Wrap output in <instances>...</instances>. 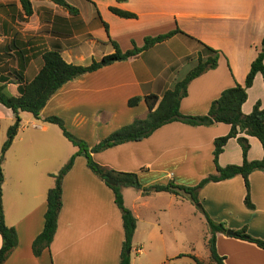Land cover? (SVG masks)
<instances>
[{"label":"crops","instance_id":"1","mask_svg":"<svg viewBox=\"0 0 264 264\" xmlns=\"http://www.w3.org/2000/svg\"><path fill=\"white\" fill-rule=\"evenodd\" d=\"M31 1L34 13L25 30L30 29L37 37L38 44L33 49L37 47L38 51L36 56L32 54L23 73L25 81H32L39 73L45 51L58 50L67 63L87 66L115 52L110 40L122 52H128L143 48L147 38L181 31L127 61L66 84L50 99L39 119L20 113L18 134L3 163V185L8 184L9 174L16 180L13 199L18 203L9 213L7 189H3L5 222L18 236V245L4 264H119L125 240L122 216L113 191L88 168L85 155L76 158L63 181V207L50 248L40 257L33 255L32 244L43 231L47 211L43 191L54 187L52 176L59 172L60 164L78 152V148L74 146L72 151L63 141L66 138L58 126L45 120L62 119L69 132L92 147L135 119L146 118V102L130 107L129 100L149 95L161 100L167 90L199 64V57L207 60L210 54L206 47L219 52L218 66L191 82L188 96L181 102V113L207 115L225 90L245 84L264 38V0H75L82 6L75 7L79 11L76 16L49 0ZM0 5V39L13 45L7 26L13 16L4 8L14 5L21 11V6L19 0H0ZM112 7L135 14L136 18H120L110 11ZM16 70L19 73L20 68ZM0 85H6L13 96L19 95L17 77L0 76ZM247 93L242 106L244 115L251 114L257 103L264 107L262 74L256 76ZM15 120L12 110L0 105L2 146ZM230 131L231 126L222 123L192 127L175 122L147 139L119 145L94 154L93 158L108 169L137 173L143 186L169 182L195 186L216 174L214 141ZM247 139L248 160H262L260 141L255 137ZM41 149H45L43 154ZM32 153L40 156L31 164ZM243 160L242 148L233 138L220 155L219 165H242ZM46 177L53 178L54 183L50 184ZM25 178L33 179L34 189L22 182ZM249 181L254 210L244 205L246 189L241 176L208 183L199 198L216 222H225L233 230L247 227L251 236L264 241V171H254ZM154 194L157 196H145L138 190L134 194L123 191L125 205L137 219L131 255L144 253L147 240L143 235L157 236L166 219L170 228L182 227L184 222L181 213L183 204L190 202L188 199L169 193ZM2 243L0 235V248ZM217 250L225 257L224 264H264V249L224 234L217 235ZM131 264H135L132 256Z\"/></svg>","mask_w":264,"mask_h":264},{"label":"trees","instance_id":"2","mask_svg":"<svg viewBox=\"0 0 264 264\" xmlns=\"http://www.w3.org/2000/svg\"><path fill=\"white\" fill-rule=\"evenodd\" d=\"M49 1L64 8L74 16L79 15V11L68 4L65 0ZM115 1L118 3H124L127 0ZM19 4L24 17L30 18L34 13L32 1L19 0ZM0 7L3 8V5H0ZM110 11L120 18H136L135 14L118 8L112 7L110 8ZM106 31L108 32L107 25ZM178 33H181V31L176 30L156 38H147L143 48L139 49L135 47L128 52H122L117 43L110 40L115 52L105 56L100 61H93L87 66L67 63L63 59L61 52L58 50L45 51L41 54L43 66L32 81H25L23 74L27 68L29 59H25L20 63V70L17 74L19 85L18 96L10 94L6 85H0V105L12 110L16 115L14 124L7 131V140L5 141L0 154V235L3 242L2 247L0 248V264L5 263L18 245L16 230L12 227H8L5 222L3 206V184L5 181V175L3 163L5 160V154L12 146L18 134L21 125L20 113H29L33 115L35 119H39L41 111L45 108L50 99L66 84L80 78L81 76L96 72L104 67H108L118 62L127 61L128 59L151 49L156 44L172 38ZM206 51L210 54L207 60L204 61L202 57H199V64L181 81L176 82L172 89L167 90L161 100H159V97L156 95L135 97L129 100L128 104L130 107H136L142 101L146 102L149 108V113L146 118L135 119L130 125L113 132L107 138L92 147L69 132L62 119L58 117H50L45 120L47 123L58 126L61 129L63 136L78 148V152L71 157L69 162L57 174L52 176L55 179V185L49 189L47 194V211L45 213L44 228L42 233L32 244V251L35 257H40L45 250L50 248L53 242L57 232L59 215L63 207V181L73 168L75 160L79 155H85L88 168L113 191L115 205L121 213L125 233V240L123 242L119 264H131L133 238L137 230V219L133 212L125 205L122 193L124 188L136 189L141 191L145 196H149L153 193H169L177 197L186 198L202 212L209 229L208 236L210 237L207 240V246L210 257L209 262L205 263L198 257L193 256L192 259L196 264H224L225 257H221L217 250L218 234H224L231 238L246 241L256 245L260 249H264V241L251 236L248 233L247 227L240 230H233L230 229L225 222H216L213 220L204 209L199 198L200 191L208 183H218L241 176L244 179L246 189L244 205L249 210L255 209V205L251 199L249 177L254 171H264V157L262 160L257 161L248 160L250 145L247 137L257 138L264 150V107H262L261 103H257L251 114L244 115L242 112V106L247 101V91L253 86L256 76L262 74L264 77V38L262 40L261 50L258 57L251 65L245 84L243 86L236 84L235 87L225 90L221 96L212 103L207 115L186 116L181 113V102L188 96L189 85L196 78L202 76L209 70L216 69L218 66L219 52L208 47H206ZM175 122L183 123L192 127H211L219 123L231 126V131L227 136L218 138L214 141L213 162L216 167V174L206 177L195 186H184L175 184L174 182H169L164 185L143 186L137 173L117 172L99 165L93 159L94 154L104 152L126 143L142 141L149 138L160 128ZM242 134L245 136H239ZM233 138H237L238 143L242 148L244 159L243 164L229 165L222 168L219 165V157L224 152V148L229 140ZM229 231L233 233L232 236L228 235Z\"/></svg>","mask_w":264,"mask_h":264},{"label":"rangeland","instance_id":"3","mask_svg":"<svg viewBox=\"0 0 264 264\" xmlns=\"http://www.w3.org/2000/svg\"><path fill=\"white\" fill-rule=\"evenodd\" d=\"M65 1L69 2L71 6L74 5L73 7H78L80 9L82 7L75 0H65ZM0 9L3 8L0 7ZM4 9L6 11L8 10L7 12H9V15L11 14V16H13L12 19L9 20L10 23L7 21V26H9L8 27L9 35L11 40H13V45L10 44V42L7 40L2 41V39H0V76L6 75L8 77H17L18 71L16 69L19 68L20 63L23 62V60L25 59H29L30 62L31 59L33 58L32 54L38 51L37 47L33 49V46L38 44L35 41L37 37H34V33H32V31L29 29L30 27L27 28L29 29L28 31L25 30L26 25L29 24V18L24 17L22 9L21 11H18V9H16L14 6L11 5ZM34 55L36 56L37 53H35ZM63 141L67 144V146H69V148L72 151L75 150L74 145L70 143L67 139H64ZM2 147H3L2 142L0 140V149ZM38 151L40 150H37V152ZM44 151L45 149L44 150L41 149V154H43ZM35 153H32L29 158L31 164L33 163L35 158L40 156ZM5 158H6V154H5ZM70 159L71 158L69 157L67 160L62 162V164H60L62 165L60 166V170L69 162ZM46 180L50 184L54 183L53 178L46 177ZM15 182L16 180L12 179L9 174L8 184L6 186L3 185V189L5 190L7 189L5 198L7 201V209L9 213L10 212L12 213L13 205L15 208L18 204L15 203L13 199L14 195L16 194L14 193ZM22 182L28 184L29 188L31 187V189H34L36 186V183L33 181L32 178H25L24 180L22 179ZM41 186L42 185H40V187ZM48 189L49 188L46 187L45 191H43L44 199L46 201H47ZM123 191L131 192V194L137 192V190L133 188H124L122 190V193ZM31 192L32 190H29V194H31ZM151 195L152 197L157 196V194L154 193ZM165 196L169 197L168 195ZM153 200H152V204H153ZM3 206H4V199H3ZM183 209L184 212L181 213L182 215H184L183 218L184 222L182 224V227L170 228V225L166 224L167 222L166 219V222L163 224V227L161 229L162 232L157 233V236L149 235V234L148 236L143 235V238L147 240L145 242L146 244L143 245L145 249L144 253L142 254L133 253L131 255L132 262H135V264H196V262L192 259L193 256L198 257L200 260L204 261L205 263L209 262L208 259L210 257V253L207 246V240L210 236H208L209 229L206 224L204 215L202 214L201 211L197 209V207H195L190 202L184 203Z\"/></svg>","mask_w":264,"mask_h":264},{"label":"water","instance_id":"4","mask_svg":"<svg viewBox=\"0 0 264 264\" xmlns=\"http://www.w3.org/2000/svg\"><path fill=\"white\" fill-rule=\"evenodd\" d=\"M228 235L232 236V235H233V233H232L231 231H229V232H228Z\"/></svg>","mask_w":264,"mask_h":264}]
</instances>
